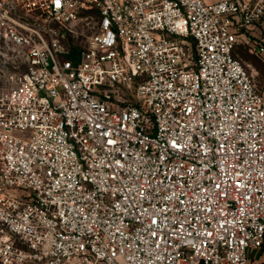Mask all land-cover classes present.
<instances>
[{"label": "built area", "instance_id": "1", "mask_svg": "<svg viewBox=\"0 0 264 264\" xmlns=\"http://www.w3.org/2000/svg\"><path fill=\"white\" fill-rule=\"evenodd\" d=\"M0 41V264L264 256V0H0Z\"/></svg>", "mask_w": 264, "mask_h": 264}, {"label": "rangeland", "instance_id": "2", "mask_svg": "<svg viewBox=\"0 0 264 264\" xmlns=\"http://www.w3.org/2000/svg\"><path fill=\"white\" fill-rule=\"evenodd\" d=\"M69 42H72V40ZM237 52L243 57V59H246L260 70H264L260 62L254 57L248 55L242 47H238ZM24 68L22 51L10 47L0 41V92L8 91L15 86L21 73L24 71ZM258 80L264 82V77L260 76ZM251 256L252 259L250 264H260L264 258L260 251H256Z\"/></svg>", "mask_w": 264, "mask_h": 264}]
</instances>
